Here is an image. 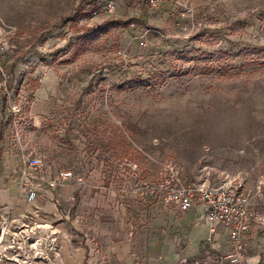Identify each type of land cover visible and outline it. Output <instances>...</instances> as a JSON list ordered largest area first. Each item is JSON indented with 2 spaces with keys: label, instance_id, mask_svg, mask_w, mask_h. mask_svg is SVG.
Returning <instances> with one entry per match:
<instances>
[{
  "label": "rangeland",
  "instance_id": "1",
  "mask_svg": "<svg viewBox=\"0 0 264 264\" xmlns=\"http://www.w3.org/2000/svg\"><path fill=\"white\" fill-rule=\"evenodd\" d=\"M188 1L190 13L139 0H0V24L14 29L0 54L9 73L0 196L18 187L26 196L22 151L45 155L39 176L99 169L155 198L146 184L175 166L188 181L233 182L252 195L261 219L242 264H264V0ZM21 125L25 150L15 140ZM8 210L0 204V264L53 262L60 230L54 241L42 233L47 258L28 259L33 213L17 221ZM210 235L179 264H228Z\"/></svg>",
  "mask_w": 264,
  "mask_h": 264
},
{
  "label": "crops",
  "instance_id": "2",
  "mask_svg": "<svg viewBox=\"0 0 264 264\" xmlns=\"http://www.w3.org/2000/svg\"><path fill=\"white\" fill-rule=\"evenodd\" d=\"M106 180L99 169L78 184L71 180L52 188L43 180L34 202L18 187L0 196V204L9 208L13 220L33 213L29 218L35 221L57 223L61 248L49 264H135L142 257L144 264H179L211 233L198 206L179 211L135 187L121 188ZM73 193L77 200L72 209ZM216 227L214 236L226 247V229Z\"/></svg>",
  "mask_w": 264,
  "mask_h": 264
},
{
  "label": "built area",
  "instance_id": "3",
  "mask_svg": "<svg viewBox=\"0 0 264 264\" xmlns=\"http://www.w3.org/2000/svg\"><path fill=\"white\" fill-rule=\"evenodd\" d=\"M141 1V0H139ZM147 5L159 7L170 3L175 10L181 9L192 12L193 6L188 0H142ZM177 5L179 8H176ZM106 9L112 11L114 2L109 1L105 6ZM14 29H5L0 24V54L10 47V36ZM0 92L7 95L9 93V73L6 66L0 60ZM25 126H17L14 128L15 140L21 145V149L25 140L23 130ZM26 156V166H22L19 170L21 182L26 191V199L34 202L39 195V183L37 180L43 179L52 188L68 185L71 180L84 181L86 178L83 174L74 173L72 169H60L53 177H45L38 175V170L42 169L46 164L45 155L33 152H21ZM20 158L17 164L21 163ZM136 166V165H135ZM34 170V172L31 171ZM36 171V172H35ZM152 193H156L157 197L164 206L174 205L179 211L187 212L193 207H199L203 213L205 220L211 225V235L209 236L213 250L217 256H224L228 264H242L246 259L247 253V236L252 227L261 217L255 210V201L252 195L243 190L239 185L233 182L221 185H209L195 181L183 179L175 166H170L166 171H159L154 183H147L146 186ZM25 191V190H24ZM73 199L74 195H70ZM55 201L57 199H54ZM217 224H222L226 229V247L224 242L216 238L214 234L217 231ZM25 234L26 241L31 242L34 249L32 256L27 257L47 258L42 250L41 239L44 237L42 233H47L51 240L56 239L57 227L48 221H36L33 224L26 225ZM31 236V237H30ZM31 238L32 241L29 240ZM14 242V240H13ZM21 246V245H19ZM52 249L54 245H51ZM209 253V250L207 251ZM26 259V257H25ZM26 261V260H25ZM193 264H201L199 261Z\"/></svg>",
  "mask_w": 264,
  "mask_h": 264
},
{
  "label": "trees",
  "instance_id": "4",
  "mask_svg": "<svg viewBox=\"0 0 264 264\" xmlns=\"http://www.w3.org/2000/svg\"><path fill=\"white\" fill-rule=\"evenodd\" d=\"M140 2H142V3H144V4H146V5H147V3H146L145 1H142V0H141Z\"/></svg>",
  "mask_w": 264,
  "mask_h": 264
}]
</instances>
